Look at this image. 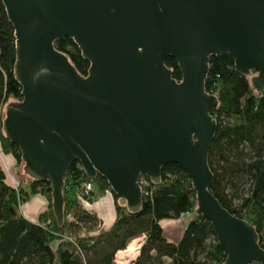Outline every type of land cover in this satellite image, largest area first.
<instances>
[{"label": "water", "instance_id": "95a60500", "mask_svg": "<svg viewBox=\"0 0 264 264\" xmlns=\"http://www.w3.org/2000/svg\"><path fill=\"white\" fill-rule=\"evenodd\" d=\"M15 30L22 101L4 106L3 128L17 143L26 179L49 182L64 223L66 179L79 162L89 180L105 178L130 212L143 203L146 174L180 164L197 193L196 214L211 222L227 257L220 264H264L253 224L211 192L209 155L218 99L205 91L211 54L229 53L255 73L264 96V0H2ZM74 39L91 62L82 76L55 47ZM175 58L176 82L166 65Z\"/></svg>", "mask_w": 264, "mask_h": 264}, {"label": "trees", "instance_id": "16d2710c", "mask_svg": "<svg viewBox=\"0 0 264 264\" xmlns=\"http://www.w3.org/2000/svg\"><path fill=\"white\" fill-rule=\"evenodd\" d=\"M14 33L0 0V107L11 98L23 100L15 70ZM55 47L69 57L82 76L89 74L91 62L74 39H59ZM235 62L229 53L211 54L205 79V91L218 99L212 112L218 129L209 155L214 173L210 190L231 214L253 224L264 248V96L253 87L250 73L236 70ZM166 65L172 78L180 83L183 74L176 59L168 58ZM3 124L4 120L0 122L4 151L11 152L21 166V148L7 138ZM141 179L147 182L143 187L149 194L144 195L138 211L130 212L118 202L120 198L102 176L92 180L94 189L85 195L83 184L89 179L81 164L74 162L66 179L65 218L60 225L53 212L49 182L32 180L31 189L27 190L21 183L10 184L5 170L0 168V264H116V253L142 235L145 241L140 255L128 264H164L165 257L172 264L225 261L227 253L219 244L213 225L196 214L197 193L189 173L180 164L165 165L159 183L146 174ZM106 191L112 192L116 203V220L108 229L103 228L95 212L84 206ZM32 194H42L49 202L38 222L29 220L21 211ZM186 213L194 217L188 221L182 238L169 241L161 221ZM77 245L84 255L78 252ZM124 260L120 258L122 263Z\"/></svg>", "mask_w": 264, "mask_h": 264}, {"label": "crops", "instance_id": "0c3cea01", "mask_svg": "<svg viewBox=\"0 0 264 264\" xmlns=\"http://www.w3.org/2000/svg\"><path fill=\"white\" fill-rule=\"evenodd\" d=\"M15 164H16V161L14 157H12L10 154H5V153L0 152V168L5 170L9 183L14 186H18L21 183V181L15 179L9 174V170L11 169V167L13 168ZM19 176H22L21 173H19ZM118 202L120 204H125V201L123 199H119ZM115 204H116L115 198L112 192L106 191L102 195H100L97 200H95L94 202H88V203L86 202L84 206L88 208L89 210L95 212L98 215V217L101 219V225L103 226V228L108 229L114 224L116 220V205ZM48 205H49L48 199L44 195L35 194L33 197L31 196V198L21 206V211L23 215L29 220L33 222H38L40 213L47 210ZM189 215L191 217L190 219L194 217L193 214H187L177 219H163L161 221V224L164 228L165 237L169 241L177 242L182 238L185 232V229H186V225L188 221L190 220L188 217ZM182 218H184L186 222H184ZM135 239H138L139 241H144L145 235L139 236ZM133 244L135 243L132 242L130 245H133ZM132 256L134 255H131L129 257H132ZM119 257L122 259H127V260H125L124 263H122L119 260V262L118 263L116 262V264L130 263L128 259L129 257L121 256V252L119 253ZM136 258L137 256L134 259H132L131 262L136 260ZM171 262L172 260L169 257H165L164 264H172Z\"/></svg>", "mask_w": 264, "mask_h": 264}, {"label": "rangeland", "instance_id": "374dc122", "mask_svg": "<svg viewBox=\"0 0 264 264\" xmlns=\"http://www.w3.org/2000/svg\"><path fill=\"white\" fill-rule=\"evenodd\" d=\"M255 75V73H250V75H249V77L250 78H252L253 76ZM4 106H5V104H3L1 107H0V122H2L3 121V113H4ZM2 124V123H1ZM4 145H3V142L0 140V152L1 153H5V154H10L12 157H14L13 155H12V153L11 152H7V151H4ZM14 159H15V157H14ZM15 161H16V159H15ZM19 167L20 166H18L17 165V162H16V164H15V166L12 168L11 167V169L9 170V174H10V176H12V177H14L15 179H17V180H20L21 181V184H22V186H23V188H25V189H27V190H30L31 189V185H30V182L32 181V179H27L26 180V178H24L23 176H19ZM140 181H142V179L140 178ZM111 192V191H110ZM35 194H32L31 196L33 197ZM94 202V201H93ZM189 217V219L191 218L190 217V215L188 216ZM182 220L184 221V222H186L185 221V219L184 218H182ZM137 238V237H136ZM144 241H145V239H144ZM144 241H139L138 239H133L129 244H128V246L125 248V249H127L128 247H129V245L133 242V243H135L136 245H137V249H139V250H137V252L134 254V256H132V257H129V255H123L122 253H121V256H123V257H129L128 259H129V261L131 262V260L132 259H134L136 256L138 257L139 255H140V252H141V248H142V245H143V243H144ZM134 245V244H133ZM125 249H123V250H125ZM121 251V250H120ZM119 260H120V258L118 257V252L116 253V257H115V263L117 262H119ZM124 260V259H123ZM125 260H127V259H125ZM125 260L123 261V263L125 262Z\"/></svg>", "mask_w": 264, "mask_h": 264}, {"label": "built area", "instance_id": "2783aa9c", "mask_svg": "<svg viewBox=\"0 0 264 264\" xmlns=\"http://www.w3.org/2000/svg\"><path fill=\"white\" fill-rule=\"evenodd\" d=\"M140 183H141V186H142V188H143V195H148V194H149V191H146L145 188L143 187V186H146V185H147V182H146L145 180H142V181H140ZM93 189H94V184H93L92 180H88V181H86V182L83 184V193H84L85 195H89L90 192H91ZM187 214H190V213H186V214L182 215V217L185 216V215H187ZM77 250H78V252H79L81 255H84L83 250H82L78 245H77ZM138 250H139V249H138ZM118 252H119V251H118Z\"/></svg>", "mask_w": 264, "mask_h": 264}, {"label": "bare ground", "instance_id": "6f19581e", "mask_svg": "<svg viewBox=\"0 0 264 264\" xmlns=\"http://www.w3.org/2000/svg\"><path fill=\"white\" fill-rule=\"evenodd\" d=\"M137 250H138L137 249V246L134 244V245H130L126 250L121 251V253L123 255H129V256H131V255H134L137 252Z\"/></svg>", "mask_w": 264, "mask_h": 264}]
</instances>
